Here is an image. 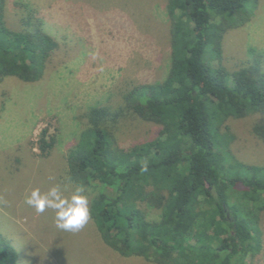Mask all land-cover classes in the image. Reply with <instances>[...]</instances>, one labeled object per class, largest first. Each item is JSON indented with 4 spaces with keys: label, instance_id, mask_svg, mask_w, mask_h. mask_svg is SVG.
I'll use <instances>...</instances> for the list:
<instances>
[{
    "label": "trees",
    "instance_id": "trees-1",
    "mask_svg": "<svg viewBox=\"0 0 264 264\" xmlns=\"http://www.w3.org/2000/svg\"><path fill=\"white\" fill-rule=\"evenodd\" d=\"M5 1L0 82L38 81L58 44L26 6L18 28L9 26ZM258 1L167 0L170 59L163 79L134 85L117 105H91L81 114L82 128L65 154L66 177L92 188L90 218L118 254L154 264H240L262 248L264 165L237 159L220 131L226 118L254 113L251 131L264 140L262 55L251 48V57L231 71L220 63L224 33L248 22ZM129 117L159 124L156 135L119 145L118 128ZM51 147L42 135L41 153ZM147 208L159 211L158 219H149ZM0 264H18L1 233Z\"/></svg>",
    "mask_w": 264,
    "mask_h": 264
},
{
    "label": "rangeland",
    "instance_id": "rangeland-1",
    "mask_svg": "<svg viewBox=\"0 0 264 264\" xmlns=\"http://www.w3.org/2000/svg\"><path fill=\"white\" fill-rule=\"evenodd\" d=\"M167 0H6L5 19L17 29L22 8L36 10L58 46L42 78L0 82V233L13 246L18 264H154L122 256L100 238L91 218L78 231L60 229L52 210L38 213L25 203L32 188L60 184L66 191L65 154L82 128L88 106L117 105L122 93L140 83L163 79L170 59ZM264 60V0L253 17L222 38L221 65L228 71L251 57ZM212 65L215 66L214 63ZM264 69V61L262 63ZM257 114L228 117L221 124L229 151L240 161L264 165V140L252 123ZM159 124L137 117L122 121L117 142L130 146L153 138ZM43 133V134H42ZM52 142L49 153L39 139ZM84 186L88 201L93 194ZM67 194V192H66ZM149 219L159 211L147 208ZM262 248L240 264H264V209L259 213Z\"/></svg>",
    "mask_w": 264,
    "mask_h": 264
},
{
    "label": "clouds",
    "instance_id": "clouds-1",
    "mask_svg": "<svg viewBox=\"0 0 264 264\" xmlns=\"http://www.w3.org/2000/svg\"><path fill=\"white\" fill-rule=\"evenodd\" d=\"M25 203L38 213L52 210L56 226L69 232L80 230L90 218L89 201L84 195L83 185H76L70 192L60 184H54L46 191L32 188L25 196Z\"/></svg>",
    "mask_w": 264,
    "mask_h": 264
}]
</instances>
